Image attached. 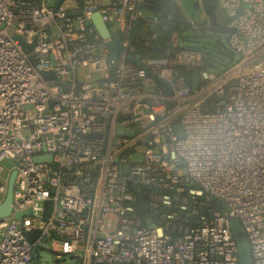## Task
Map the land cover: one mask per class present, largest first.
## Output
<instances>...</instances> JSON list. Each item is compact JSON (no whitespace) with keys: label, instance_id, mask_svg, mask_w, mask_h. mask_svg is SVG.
Returning <instances> with one entry per match:
<instances>
[{"label":"built area","instance_id":"obj_1","mask_svg":"<svg viewBox=\"0 0 264 264\" xmlns=\"http://www.w3.org/2000/svg\"><path fill=\"white\" fill-rule=\"evenodd\" d=\"M199 1L205 22L188 21L206 29ZM218 3L238 59L215 72L177 32L164 56L137 52L136 25L160 23L146 0H0V204L17 171L0 264H29L34 246L64 263L240 264L230 216L264 264V0ZM95 12L110 38L86 24ZM139 34L158 47L156 30Z\"/></svg>","mask_w":264,"mask_h":264},{"label":"water","instance_id":"obj_2","mask_svg":"<svg viewBox=\"0 0 264 264\" xmlns=\"http://www.w3.org/2000/svg\"><path fill=\"white\" fill-rule=\"evenodd\" d=\"M219 0H203V3L205 5V8L210 16V26L207 28V31L212 32L215 36L218 38L221 37V35H226L227 38L229 34L234 32V28L231 27L228 24H222L217 21V15H216V7ZM199 4L198 2L194 3V9H198ZM241 12V11H240ZM78 12H72V14H77ZM88 26H94V28L97 30V32L101 35L102 38L108 39L111 37V31L110 27L112 26L111 22H104L100 13L95 12L91 15V19L87 20L86 23ZM204 34H206V32ZM16 39L20 42L23 49L25 51H28L32 45L27 44L25 40L20 37L16 36ZM108 48L110 49L112 56L114 59H118V56L120 53H122L124 50L121 48L120 45V39L114 38L108 42ZM227 53L229 55H232V51L230 49L227 50ZM127 60L134 63L141 69H144L149 76H153L155 82L158 84V86L164 90L167 93H171L172 89L170 85L161 80L158 76L153 75L150 70L146 67V65L142 62L140 56L138 54H128ZM45 76H48L51 72L50 71H44L43 72ZM177 134L181 137L184 135L183 129L179 123L175 124L174 126ZM132 132L130 131L129 134ZM36 161H52L51 155H45V156H38L35 158ZM17 171H12L8 183V189L5 200L0 204V220L4 218L5 216L9 215L11 212L12 207V200H13V191H14V182L16 178ZM138 189V185H135V190ZM136 207L139 211H145L146 210V200L143 195L137 194L136 195ZM23 214H31V210H28L24 213H19L17 215L18 218H20ZM229 224L231 228V232L233 235V238L236 242L237 246V253L239 257L240 264H252V254H251V246L248 239V235L240 222V220L234 216H230L229 218ZM27 237L29 240H33L34 236L32 233H28ZM46 240V238L44 239ZM38 249V246H34L32 256L33 258L36 256V251ZM41 260L44 264H53L54 259L52 258V255L49 252H42L41 254ZM66 262L69 261V258L64 259ZM64 264H79L78 262H70V263H64Z\"/></svg>","mask_w":264,"mask_h":264},{"label":"rangeland","instance_id":"obj_3","mask_svg":"<svg viewBox=\"0 0 264 264\" xmlns=\"http://www.w3.org/2000/svg\"><path fill=\"white\" fill-rule=\"evenodd\" d=\"M178 7L184 12L188 20H190L194 25L200 26L205 22L203 18L204 10L200 5L199 0H174ZM198 2L199 8L194 9V3ZM217 21L222 24H228L230 22L227 12L217 3L216 7ZM193 25V26H194ZM202 28H195L190 30L180 31L179 36L180 40L183 41V35H186L188 38L185 40L186 44L191 45L192 47H198L205 51L207 58L209 59L211 66H208L209 70L217 72L222 66H229L234 60L238 59V54H233L231 56L225 55V51L230 49L227 36L221 35L220 38L215 36L212 32L207 31ZM6 166H10L8 163ZM6 178L5 173L0 175V183H4ZM42 205L37 206L36 212H40ZM38 253L29 264H44L42 258ZM52 258L54 259L53 264H64L65 258L59 259L56 257L55 253H52Z\"/></svg>","mask_w":264,"mask_h":264},{"label":"trees","instance_id":"obj_4","mask_svg":"<svg viewBox=\"0 0 264 264\" xmlns=\"http://www.w3.org/2000/svg\"><path fill=\"white\" fill-rule=\"evenodd\" d=\"M146 9L153 15H156L160 19L158 24H148L141 20L132 32V37L135 40L137 52L142 56L161 57L171 49V35L172 32L194 29L191 23L188 21L184 12L178 7L174 0H146ZM156 30L159 34L158 39L154 41L156 47H145L142 45V39L139 34L141 31ZM188 37L183 35V42L185 43ZM188 45V44H187ZM191 46V45H189ZM195 47V46H194ZM198 48V47H196ZM208 54V52H207ZM225 55H229L227 50ZM231 56V55H229ZM207 66H211L209 59L207 58ZM225 67V66H222ZM182 72L183 68L180 67Z\"/></svg>","mask_w":264,"mask_h":264}]
</instances>
